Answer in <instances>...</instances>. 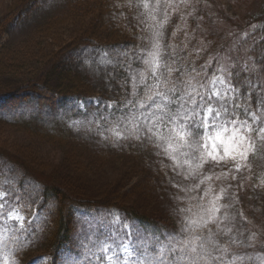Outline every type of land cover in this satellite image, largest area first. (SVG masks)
Wrapping results in <instances>:
<instances>
[{
    "label": "rangeland",
    "instance_id": "374dc122",
    "mask_svg": "<svg viewBox=\"0 0 264 264\" xmlns=\"http://www.w3.org/2000/svg\"><path fill=\"white\" fill-rule=\"evenodd\" d=\"M100 3L98 0H35L1 34L0 52L6 51V59L16 58L26 65L21 77L24 80L28 77L25 74L52 59L60 48L66 51L68 45L66 56L72 57L71 43H83L86 40L82 39L86 38L107 42L122 36L119 30H104L103 34L96 26L88 35L82 34L85 26L98 16L97 12L104 9L99 8ZM12 5L13 0H0V20ZM112 6L108 19L116 27L121 25L133 32L137 43L143 45L132 62L131 57L135 55L125 50L126 67L132 75L128 88L120 95L107 92L106 83L100 82L86 61L79 64L81 67L84 64L89 71L81 73L91 77L90 87L98 84L94 101L110 103L111 107L82 116L70 126L71 135L65 138L66 162L78 170L84 189L71 184L65 176L56 175L54 182L66 186L75 198L82 196L101 204L92 215L75 214L74 234L59 264H109L106 257L113 249L119 251L122 244L149 249L157 264L173 261L191 264L190 257L194 256L200 257L196 264H264V147L255 156L249 155L240 171H236L233 161L223 155L233 150L232 141L221 134L215 140V151L211 139L207 148L213 154L221 153V163L209 161L197 167L199 162L191 158L190 150L181 147L179 137L169 139V129L162 127L160 120L145 123L141 113L146 109L132 107L129 113V108L123 107L122 112L118 111V106L128 101L132 105L142 102L149 106L163 101L153 108V113L163 109V114H167L171 107H165L167 101L182 93L189 96L204 92L213 78L217 81L222 78L229 84L231 71L239 67L256 78L254 83L260 96L258 119L253 128L264 127V40L252 37L243 27L262 10L264 0H115ZM259 40L263 42L257 43ZM236 46L240 49H235ZM153 52L159 53L157 63L152 62ZM109 60L116 64L112 58ZM119 68L125 66L119 65ZM224 90L222 86L220 91ZM114 107L112 115L110 110ZM233 111L230 108L229 114ZM220 119H224L223 111ZM146 127H151L156 135L144 138ZM55 129L60 128L57 125ZM18 132L0 129V144L15 151L19 147L26 149L30 142ZM118 136L124 138L118 139ZM35 143L43 158L60 162V154L49 143ZM16 180L8 187L0 186V264H19L16 257L12 262L11 258L16 253L18 240L24 242L26 237L31 239L32 255L37 256L32 264H47L42 255V240L48 236L50 223L47 220L30 223L33 219L37 221L39 184L33 182L35 186L31 187L28 178V194L20 201L22 205H17L9 200V191L16 186ZM122 202L156 221L173 222V232L178 234L167 242L150 243L124 218L118 206ZM214 206L219 211L212 215L207 210ZM26 211L33 213L30 218ZM193 220L196 224L189 231L179 232ZM205 221L207 227L202 226ZM104 244L109 245L108 252L99 250ZM192 246L196 247V253L189 252ZM160 247L164 250L157 256L155 249ZM120 259H124L122 252Z\"/></svg>",
    "mask_w": 264,
    "mask_h": 264
},
{
    "label": "trees",
    "instance_id": "16d2710c",
    "mask_svg": "<svg viewBox=\"0 0 264 264\" xmlns=\"http://www.w3.org/2000/svg\"><path fill=\"white\" fill-rule=\"evenodd\" d=\"M34 1L13 0L8 14L0 20V36L17 16L21 17L26 12L28 6ZM100 1L99 8L104 9H100L97 12L98 16L85 26L83 35H88L90 30L96 26L97 31L103 34L104 30L112 32L119 30L122 36L107 42L86 38L82 39L86 40L83 43H71L69 48L70 52L71 49L73 51L72 57L71 55L66 56L68 45L66 51L60 48L52 59L49 58L44 63L34 66L32 72L29 73L30 76L25 74L28 77L24 80L21 77H23L26 65L19 61L18 63L16 58L6 59L8 57L6 51L0 52V129L20 131L18 133L28 138L30 142L26 149L19 147L16 151L0 144V186L8 187L17 178L16 186L11 187L9 191V200L21 204L20 201L28 194L27 179L30 178L31 187L35 186L33 182L39 184L41 198L36 208L37 222L47 219L50 223L49 228H51L46 239L42 240L44 243L42 255L48 258V264H58L61 251L71 241L74 234L75 214L82 212L92 215L98 212L96 210L101 204L99 201L97 203L94 202L95 200L85 199L82 196L75 198V194H70L66 186L63 187L54 182L56 175L63 178L65 176L71 184L81 185V189H84L82 180L77 174L78 170L72 169L66 162L65 157L68 152L65 138L71 135L70 126L79 121L82 116H91L100 108H108L104 102L101 106L94 103L95 87H98V84L94 88L92 86L93 89L90 87L91 77L81 73L83 70L89 71L83 66L84 64L82 67L79 64L86 61L88 67L99 76L100 82L106 83L107 92L120 95L128 88L132 75L126 67V51L135 55L134 58L131 57L132 62L143 45V43H137L133 32L121 25L116 27L115 22L108 19V13L112 15L115 6H112V3L115 0H98ZM243 27L250 32L252 37L264 40V7L249 22L243 24ZM262 40L257 43L263 42ZM253 47L256 49L257 44L254 43ZM234 48L240 49L237 46ZM59 54L62 55L61 58ZM109 58H112L116 64L114 65ZM119 65L125 68L120 69ZM80 67V73L76 74ZM118 70L120 72H117ZM119 78H121L120 82H118ZM229 79L230 84L236 87V93L229 96L235 95L241 104L240 109H235L240 113V119L245 118L244 109L249 114L255 113L256 115L260 96L259 89L254 83L256 78L249 71L238 67L231 71ZM114 112L115 107L114 110H110L112 115ZM57 125L60 128L58 130L55 129ZM35 142L42 145L49 143L50 147L60 154V162L43 158L40 148L36 149ZM130 147L140 148L136 145ZM123 151L133 152L127 149ZM43 183L45 184L42 185ZM111 202L109 204H112ZM118 206L124 218L134 225L139 234L149 239L150 243L161 240L167 242L170 240L169 233H174L173 222L156 221L144 213H139L134 209L135 207L125 202L119 203ZM30 214L31 211L28 212V216ZM24 245L25 247L20 243L16 244V253L11 258V262L16 257L19 264H31L36 258V255H32L27 248L28 238H25Z\"/></svg>",
    "mask_w": 264,
    "mask_h": 264
},
{
    "label": "snow or ice",
    "instance_id": "6c2138e0",
    "mask_svg": "<svg viewBox=\"0 0 264 264\" xmlns=\"http://www.w3.org/2000/svg\"><path fill=\"white\" fill-rule=\"evenodd\" d=\"M147 7V5H145ZM156 47L158 48V42ZM153 57V63L158 62V52H153L150 54ZM149 63V61H145ZM224 87L223 92L220 91L221 87ZM175 93V89H172ZM236 93V87L234 85L225 84V81L221 78L219 81L213 78L205 86L204 92L196 93L195 95L186 96L182 93L176 97V99L167 101L165 107H170L167 114H163V109L160 113H153V108L157 107L163 101H155L151 106L138 102L137 105H132L131 101H128L123 106H118V111L122 112L123 107L129 108V113L132 112V107L144 108L145 113H141L145 117V123H151L153 119L160 120L161 126L168 128L170 135L169 139L179 137L178 143L181 147H187L190 150L191 158L195 159L199 163L197 167L202 166L204 163L211 161L214 164L221 163V153L207 151L208 141L213 140L212 148L215 151L216 145L215 140L220 139L221 134H225V138L232 141L233 150L230 152H224L223 155L228 159L232 160L235 165V170L240 171L243 166L242 162H247L249 155L255 156L260 147H264V127L253 128V123L257 121L255 113L249 114L246 109H244V119H240V113L233 111L229 114V109H240L241 104L235 98V95L230 97L228 93ZM151 99V98H150ZM228 101H231L230 103ZM98 106H101V101H94ZM218 105L217 107H213ZM107 107H111V104H107ZM131 106V107H130ZM224 113V119L221 120V112ZM164 115L167 119H164ZM249 118L252 123H249ZM179 119L180 124H177ZM174 125V127H170ZM253 133L255 135L253 136ZM156 135L151 127L145 128V137L151 138ZM118 139H123L124 137L118 136ZM140 139V137H136ZM207 157V159H205ZM227 163V160H224ZM212 215L219 211L218 207H213L208 209ZM210 215L209 219L212 218ZM196 224V221H190L187 227L179 229V232H187L189 229ZM23 225L21 224V227ZM207 227V221L202 225ZM178 233H169V238H173ZM109 245H101V252H108ZM163 247L155 249L157 256L159 253L163 252ZM183 251V249H182ZM124 254V259H120V253ZM190 253H196V247L192 246L189 249ZM152 252L143 246L131 247L128 244H122L119 251L113 249L111 255H108L106 259L109 264H157L156 260L151 258ZM113 257H116L113 260ZM99 259V257L97 258ZM183 259V257L179 258ZM191 264H196V261L200 257H190ZM172 264H177V261H173Z\"/></svg>",
    "mask_w": 264,
    "mask_h": 264
}]
</instances>
